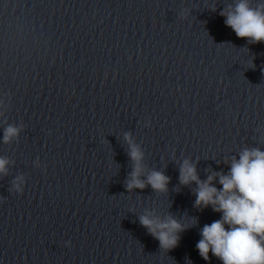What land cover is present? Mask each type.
Segmentation results:
<instances>
[{
  "label": "clouds",
  "instance_id": "obj_1",
  "mask_svg": "<svg viewBox=\"0 0 264 264\" xmlns=\"http://www.w3.org/2000/svg\"><path fill=\"white\" fill-rule=\"evenodd\" d=\"M188 14L189 10L183 9L178 15L180 19H186ZM219 15L224 17L225 25L238 38L246 39L248 44L264 43V0H232ZM4 108L3 101H0V119H4ZM5 125L2 143H19L25 125L6 121ZM123 141L131 162V171L124 182L126 190L131 193L151 187L155 193H168L171 177L162 170L148 167L145 151L132 132H124ZM257 143L264 144V135L258 136ZM14 163L10 158L0 156V179L9 176ZM198 163V159L194 161L190 157L178 163L179 185L190 187L195 184L191 189L195 196L194 207L201 210L211 207L221 214L219 219L200 229L201 238L196 243L200 257L209 261L211 253L222 264H264V149L244 146L222 161L228 166L227 172L216 171L209 166L205 169V179H201L198 173ZM34 166L40 167L39 158L34 161ZM25 183V175L17 174L10 181L8 191L22 195ZM217 183L220 187L216 186ZM138 220L148 234L158 240L160 249L166 251L177 247L180 234L198 223L195 218L193 225L188 226L170 212L161 215L149 208L144 209ZM65 246L71 248V241H67Z\"/></svg>",
  "mask_w": 264,
  "mask_h": 264
}]
</instances>
